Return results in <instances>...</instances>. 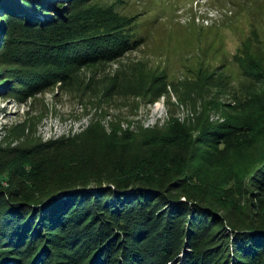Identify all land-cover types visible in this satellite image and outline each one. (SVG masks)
<instances>
[{"label":"trees","instance_id":"16d2710c","mask_svg":"<svg viewBox=\"0 0 264 264\" xmlns=\"http://www.w3.org/2000/svg\"><path fill=\"white\" fill-rule=\"evenodd\" d=\"M93 1L69 0L62 15L57 0H0L10 95L32 97L140 46L134 18L83 9ZM239 64L264 85V55ZM150 75L151 85L162 81ZM243 108L209 145L201 117L197 135L178 120L137 132L95 125L48 143L23 128V143L0 146V264H172L183 253L185 264H264V90ZM223 174L235 186L249 181L248 201L258 190L259 205L241 204Z\"/></svg>","mask_w":264,"mask_h":264},{"label":"rangeland","instance_id":"374dc122","mask_svg":"<svg viewBox=\"0 0 264 264\" xmlns=\"http://www.w3.org/2000/svg\"><path fill=\"white\" fill-rule=\"evenodd\" d=\"M57 1L58 12L51 13L65 15L69 0ZM91 6L134 18L140 46L115 62L77 68L65 83L46 85L28 98L10 95L17 83L11 74L0 76L1 147L23 143V128L42 143L72 139L95 125L107 133L112 127L137 132L164 129L173 120L191 125L197 135L199 117L207 121L209 145L227 118L264 90L251 85L239 66L243 59L264 55V0H95L83 9ZM7 18L1 11L0 21L6 24ZM6 53L0 44V72L11 69ZM150 74L162 81L151 85ZM216 146L224 149L220 140ZM225 176L217 180L226 189L236 187L241 204L259 205L258 190L255 201H248L249 181L235 186ZM185 261L183 253L172 264Z\"/></svg>","mask_w":264,"mask_h":264}]
</instances>
